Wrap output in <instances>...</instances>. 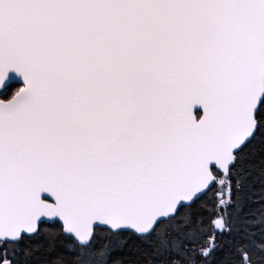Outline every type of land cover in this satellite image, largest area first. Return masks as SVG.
Masks as SVG:
<instances>
[{
  "label": "snow or ice",
  "instance_id": "snow-or-ice-1",
  "mask_svg": "<svg viewBox=\"0 0 264 264\" xmlns=\"http://www.w3.org/2000/svg\"><path fill=\"white\" fill-rule=\"evenodd\" d=\"M0 264H264V0H0Z\"/></svg>",
  "mask_w": 264,
  "mask_h": 264
}]
</instances>
